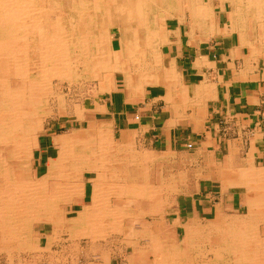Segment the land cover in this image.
<instances>
[{
  "label": "bare ground",
  "instance_id": "bare-ground-1",
  "mask_svg": "<svg viewBox=\"0 0 264 264\" xmlns=\"http://www.w3.org/2000/svg\"><path fill=\"white\" fill-rule=\"evenodd\" d=\"M116 1L0 0V39L7 43L10 41L14 46L13 49L4 52L3 56L0 55V58L3 59L2 68L12 54H14L13 61L17 62L16 56L18 57L23 52L25 53L23 62H17L16 68L28 84L42 85L44 90L50 85V79L53 76L68 78L73 82V79L80 76V71H82L88 72L94 77L98 76L99 80L101 79V91L109 90L112 84L113 86L115 84L113 72L122 71L130 75L131 71H136L152 76L157 75L162 69L160 47L167 39L163 34L161 21L152 14L154 10L146 9L144 6L156 5L168 15L170 10L178 11L180 9L178 7H185L191 13L192 37H195L196 30H199L202 31L204 37L211 38L213 33L208 32L212 29L209 27L214 23L216 24L212 2L206 4L202 0ZM219 1L224 8L225 0ZM238 1L237 4L233 0H228L230 4L229 23L225 27L231 26L233 30L239 31L241 44H249V42L252 44V41L247 38V28L252 22L263 31L264 0ZM112 2L115 4L112 5ZM151 15L153 19L150 17ZM107 20L117 24L121 30V35L118 37L120 46L116 50L110 48L105 29L101 30L98 26V24L108 22ZM151 21H153V26L149 24ZM83 25H88L90 28L85 32L86 34H83L82 30L79 29ZM100 36H106V38L100 40L98 39ZM80 67L82 70L79 69ZM7 76L8 74L6 76L0 74V88L4 92L3 95L6 94V99L1 104L9 110L7 113H2L0 106V145L12 138L13 149L7 156H2V147L0 146V222L4 226L6 225L10 231H20V227H18L20 224L17 223L16 216H11L6 212L5 200L10 199L15 204L21 201L27 202L25 210L29 216L25 220L29 221L36 217L43 218L53 224L55 231H58L59 227L68 226L65 224L66 222L70 225L73 221L62 220L57 205L67 199L66 197L72 199L75 195L85 194L84 178L80 180V174L93 170L96 177L92 179L93 190L90 195V202L84 205L81 220L79 219L78 222L82 224L81 227L85 231L89 233L94 231L93 226L97 225V221L94 223L95 225H92V221L88 220L87 216L90 211L93 212L94 209L97 211L99 206L104 205V201L102 202V197L104 198L102 180L106 179L108 172H106L105 159L102 157H96L93 162H89L82 156L90 157L93 154L101 155V152L106 153L112 149L114 151L125 149L129 146V143H126L130 135L123 132L121 140L116 143L111 132L112 121L98 125L89 123L84 130L72 129L69 133L53 139L54 145L57 146V155L49 159L47 172L37 177V171L32 170L31 159L33 146L38 144L35 135L36 130L31 125L24 129V134L19 137L16 132L14 133V114L10 109V104H15L11 102L13 100L11 98H14L16 102L20 97L19 95L16 96V90H14V94L11 92ZM93 128H95V135L88 136V132ZM11 132L13 134H10L12 135L10 137L8 135ZM128 148L135 150L134 145ZM234 161L231 156L227 166L228 170L233 169ZM248 169L246 170L249 171ZM16 170L19 172L17 173ZM172 173L168 170L166 175H162V182H164V177L170 181V174L171 181L175 180L176 177ZM247 175L252 177L254 181L261 182V184L245 186L248 190L251 189L257 193L256 198L249 199L246 214L234 218L227 212L223 213L222 208L217 206L219 208L217 215L210 220L202 222L192 218L184 224L183 238L178 241L174 232V226L177 225L178 220H172L173 223L171 224L168 222H163L157 226L154 224L155 229L151 223H146L143 225L148 228H142L141 231L137 225L135 226V224L143 226L139 222V214L135 215V212H129L125 216L133 222L128 227L129 238H135V234L140 231L146 236L148 234L155 247L153 249L156 251L157 259H161L160 257L163 256L166 260L167 257L168 264H176V262H184L185 264H264V247H262V242L258 237L257 225L253 223L255 218L264 216V205L258 203L264 201V176L258 171L253 172L251 170L250 173L245 170L240 173L241 178H249ZM171 181L167 188L177 190L180 184H172ZM66 184L72 188V191H62V188L67 187ZM163 185L166 186V184ZM126 186L128 185L126 184ZM242 186L244 185L242 184ZM11 188L17 189L15 194L11 193ZM103 208L106 210V207ZM108 218L115 226L114 229L123 231L121 219ZM166 235L168 240L162 242L161 239ZM182 244L184 245L183 249H181ZM211 252L214 254L212 257L208 256V253Z\"/></svg>",
  "mask_w": 264,
  "mask_h": 264
},
{
  "label": "rangeland",
  "instance_id": "rangeland-1",
  "mask_svg": "<svg viewBox=\"0 0 264 264\" xmlns=\"http://www.w3.org/2000/svg\"><path fill=\"white\" fill-rule=\"evenodd\" d=\"M119 1L121 0H117L116 2ZM202 1L206 4L212 2L214 20L216 22V24L214 23L209 27L212 28L208 31L210 34L213 33L212 37L221 32L227 33L229 31H234L231 26H227L229 29L225 26L223 29H220L217 24L219 10L223 12V21H227V24L229 23L228 11H230V4L228 0H225L224 8H222V3L219 0ZM233 1L234 3H239L238 0ZM114 4L115 2H112V5ZM108 7L111 8L110 6ZM144 8L154 10L152 14L161 21L163 30L167 22L171 27L179 23H191L190 11L182 6L178 7L181 11L180 9L178 11L170 10L169 15L165 11L162 12L156 5L144 6ZM150 17L153 19L152 15ZM107 21L108 22L98 24V26L101 30L105 29L110 48L116 50L120 46L118 37L121 35V30L114 22ZM152 22L153 21L149 23L151 26H153ZM79 29L82 30L83 34H86L85 32H87L88 29L90 30L88 25H83V27L80 26ZM235 31L239 32L238 30ZM200 33L201 35L199 38L208 39L204 37L202 31ZM247 33L249 34H247L248 39V36L252 37L249 41L251 40L253 45L250 44V42L249 44L246 43V45L250 47L251 54L254 55L264 50V29L262 31L258 25H254L250 22ZM102 38L105 39L106 36L98 37L100 40ZM13 48L14 46L10 41L7 43L0 39V55L3 56L4 52ZM13 57L14 54L5 62V69L2 68L3 59L0 58V74L2 76L8 74L7 78L9 80L8 83L11 92L14 94V90H16V96L19 95L20 97L16 102L14 98H11L13 99L11 102L15 104H10V109L14 114V133L16 132L19 137L24 134V129L31 125V127L36 130L35 135L38 144L33 146V156L31 159L32 170L37 171V177H40V175L47 172L49 159L57 155V146L53 143L54 138L69 133L72 129L84 130L89 123H96V125H98L111 121L110 119L114 118L111 105L104 103L115 87V84L114 86L112 84L109 90L101 91V79L99 80L98 76L94 77L88 72L80 71V76H76L73 82L68 78L53 76L50 79V85L46 87L47 89L44 88L43 90L41 87L42 85H33L25 82L21 76V72L16 68V66H18L17 62H23L25 53L22 52L21 55H18V57L16 56L17 62L13 61ZM79 69L82 70L81 67ZM122 73V71L113 72L114 81L121 79L119 76H121ZM134 73L135 71H133V74ZM103 74L106 75V73ZM2 91L1 89V111L2 113H7L9 111L8 108L1 104L6 99V94L3 95L4 92ZM13 94H11L12 97ZM121 127V124L118 122L112 123L111 132L113 134V140L116 143L121 140V133L119 131ZM132 130L134 134L128 137L126 144H133L136 151L126 146L127 148L120 151H114V149H112L106 153L101 152V155L93 154L90 157L86 155L82 156L85 160L88 159L89 162H93V159L96 157H102L105 159L106 172H108L106 173V179L102 180V195H104V198L102 197V202L104 201V205L101 204L103 206H99L100 208L97 211L94 209L95 212L94 210L93 212L90 211L87 216L88 220L92 221V225H95L94 223L97 221V225L93 226L97 234L94 231L90 233L85 231L83 227H81L82 224L78 222L81 220L80 217L82 216L84 205L90 202V195L93 190L92 179L96 177V174L93 170H90V172L86 171L80 174V180L84 178L85 194L75 195L72 199L66 197L67 199L61 201L57 205L58 210L60 209L62 220L73 221L70 225L66 222L65 224H68V226L59 227L58 231H55L51 222L43 218L36 217L29 221L25 220L29 216L25 210L27 208L26 201L15 204V202H11L10 199L5 200L6 212L11 214V216H16L15 218L18 220L15 218L14 220L20 224L18 225L20 231H10L6 225L4 226V224L0 222V264H168L167 257L166 260L163 256L160 257L161 259H157V254L154 250L155 247L151 239L146 236V234L141 233L142 228H148L143 224L151 223L152 226H154V224L157 226L163 222L171 224L173 223V219L179 218L177 225L174 226V232L177 236V240L180 241L184 235V224L189 221L188 216L191 215V212L186 209L187 204L189 205L191 201L198 199H202L201 202L203 203H206L205 200H209L211 204H216L215 202H219L220 199H222L223 192L220 186L216 185V181L210 182L201 177H196L199 173L201 175L206 174L203 170L207 162L206 158L197 147L186 146L172 152L157 151L148 143L149 141L146 143L139 129H134L133 127ZM10 134H13V132L8 135L11 137L12 135ZM88 134V136H94L95 128L89 131ZM11 140L12 138L6 143H1L2 156H7L12 151L13 142H11ZM222 142L223 141H220V143ZM214 147H216V150L208 148L207 152L211 154L214 161L221 162L224 154V150L222 149L223 145L215 144ZM135 153L140 154V161L138 160V166L135 168L137 172H132L128 179V167L132 164L131 159L133 156H136ZM148 153H155V155L150 159H144V156L145 158L146 156L148 157ZM168 170L173 171L176 177L175 180L171 181L170 174L169 179L171 183L180 184L177 190H172L169 187L167 188L170 181H167L166 177H164V182H162V175H166ZM16 172L18 173L19 170H16ZM81 183H83V181H81ZM162 183L166 184V186ZM126 184H134L136 187H140L139 189L142 193L147 191L153 192V197L157 200L149 201L147 197L138 196L136 194L138 189L127 188L125 187ZM67 185L68 184H66V186ZM186 186L189 189L185 190L184 188ZM74 188L76 189L77 187ZM71 189L72 188L67 186L64 189L62 188V191H72ZM16 190V188H11V193L15 194L14 192H16ZM185 191L191 193L183 194ZM103 207H106V210ZM225 208L226 212L235 211L240 214L244 212V214L247 213V208L245 210L244 204L239 205L236 203L234 204V208L232 205L225 206ZM129 212H135V215L139 214L143 217V220L139 219L140 224L143 225L142 227L141 225L135 224V226L137 225L139 230H141L136 233L137 235L135 234V238H129L130 236L127 234L129 225L131 226L133 224L132 221L125 218ZM107 216L119 220L121 219L123 231L114 229L115 226H113L112 221H110V218ZM161 217L166 219L162 220ZM212 217L213 210L208 213H202L198 218L196 217L193 219L205 222ZM254 221L253 223L257 225L256 230L259 233L258 237L262 242L261 245L264 247V220ZM155 226L153 229L156 228ZM14 234L16 237H14ZM161 240L162 242L168 240V236L166 235ZM132 244L135 245L133 246ZM261 245L259 246L261 247ZM181 247V249H183L184 245ZM195 254L197 255L198 253ZM205 254L207 256V252ZM208 256H214L213 252L208 253ZM135 257L136 259L134 260ZM176 264L185 263L176 262Z\"/></svg>",
  "mask_w": 264,
  "mask_h": 264
},
{
  "label": "crops",
  "instance_id": "crops-1",
  "mask_svg": "<svg viewBox=\"0 0 264 264\" xmlns=\"http://www.w3.org/2000/svg\"><path fill=\"white\" fill-rule=\"evenodd\" d=\"M218 14L217 24L223 29L227 21H223L221 10ZM185 24L171 27L166 23L163 34L167 40L160 47L162 69L157 75L123 72L104 104L111 105L114 118L110 120L121 124V135L134 134V127L157 151L172 152L195 146L202 152L207 160L203 170L206 174L199 173L196 177L216 181L223 195L215 202L217 205L209 200L203 203L202 199L187 204L190 220L212 210L215 217L219 208L226 213L225 206L234 208L236 203L244 204L246 210L249 199L257 197L254 190L245 186L261 182L249 175L247 179L241 178L240 173L251 170L264 176V50L252 55L250 47L241 44L235 30L218 33L210 39L199 38L201 33L196 30V36L192 37L190 24ZM215 144L223 145L221 162L214 161L207 152L208 148L216 150ZM135 154L128 167L129 175L137 172L134 168L140 154ZM148 154L144 159L155 155ZM231 156L235 163L228 170ZM125 187L138 189L136 194L150 201L157 200L153 192L142 193L133 184ZM186 187L185 190L189 189ZM188 193L191 192L183 194ZM258 203L264 205V201ZM244 213L227 212L234 218ZM142 218L138 215V219ZM255 220H264V216Z\"/></svg>",
  "mask_w": 264,
  "mask_h": 264
}]
</instances>
